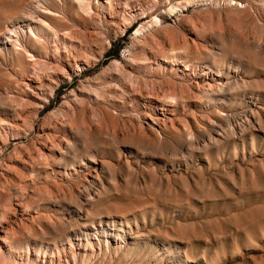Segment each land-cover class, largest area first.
Returning <instances> with one entry per match:
<instances>
[{
	"label": "rangeland",
	"instance_id": "rangeland-1",
	"mask_svg": "<svg viewBox=\"0 0 264 264\" xmlns=\"http://www.w3.org/2000/svg\"><path fill=\"white\" fill-rule=\"evenodd\" d=\"M221 1L112 0V12L114 15L117 13L113 25L104 24L97 18L93 20L95 24L92 23L93 18L87 19L89 15L77 11L73 4L66 16L58 18L61 30L57 37L81 43L83 37L76 35L80 29L86 37L92 35L95 39L93 43L83 42L94 50L88 53V57L97 56L99 50L102 55L95 64L85 66L73 75L72 81L64 82L49 98L40 117H46L58 108L62 96L69 91L82 90L84 115L69 130L72 139L79 144L81 136L76 132L77 126L89 125L95 119L93 111L97 106H103V102L109 103L110 109L119 117L114 126L102 124L110 133L137 131L135 118L139 109L134 104L138 100L156 103L159 107L154 108L152 113L159 117L165 114L172 121L166 127L153 123L166 147L156 155L147 153L148 158L146 153L135 151L128 143L120 142L119 149L126 150L130 157H117L118 148L98 146V161L103 156L102 159L111 165V171L103 170L101 183L93 184L96 196L90 201L82 197V208H77L68 199H62L69 197V193L83 191L81 188L75 191L69 189L67 179L56 190L47 186L35 193L30 188L25 191L24 199L30 211L37 209L50 215L51 220L55 218L65 224L76 215L85 221L86 210L93 216L102 217V223L119 210H124L122 214L131 219L139 218L138 227L130 224L133 227L132 238L126 232L121 234L117 231V226L112 229L110 225L107 236L104 237L101 232L97 235L100 246L93 230H84L89 242L94 245L95 253L86 249L85 254L83 237L81 249H77L82 259L76 264H183L187 256L194 259L187 264H264V0ZM234 2H238L239 9L246 13L230 16L227 8ZM9 6L6 4L1 8L6 10ZM103 13L108 14V9L96 15ZM123 21H128L129 25L121 29L119 24ZM94 28L96 32H93ZM53 36L49 37L50 45L55 43L53 38L57 39ZM176 65L179 70L170 72L171 66ZM5 67L19 72L18 67ZM185 67L188 70H184ZM121 69H126L124 78L130 88L125 96L126 104L116 101L115 97L123 90L120 79L116 80ZM14 79L13 74L4 78L0 85L3 97L21 98L19 93L23 90ZM138 82L177 86L173 92L178 100L176 105H165L160 90L152 95L145 94L149 89L136 87ZM93 90L102 91L105 97L97 99ZM136 93H142L140 98ZM22 142H25L24 139ZM14 145L15 142H12L8 150ZM78 149H83V145ZM175 158L179 162L181 160L180 164ZM97 165L101 167L99 163ZM52 166L54 169L66 167L67 172L72 174L69 165L55 163ZM45 185L44 180L39 179L37 187ZM114 203L118 206L115 209ZM111 204L114 205L111 207ZM127 229L124 226V230ZM70 232L77 246L79 242L74 239L73 231ZM117 233L123 241L117 239ZM69 264H74L71 259Z\"/></svg>",
	"mask_w": 264,
	"mask_h": 264
},
{
	"label": "bare ground",
	"instance_id": "bare-ground-1",
	"mask_svg": "<svg viewBox=\"0 0 264 264\" xmlns=\"http://www.w3.org/2000/svg\"><path fill=\"white\" fill-rule=\"evenodd\" d=\"M237 3L234 2L227 8V13L232 17L242 16L244 13H246L245 11L239 9ZM6 4H10V6L6 10H2L1 7ZM72 4L80 13H87L89 15L87 19L91 20V18H93L92 23H94V18H97L107 25H113L116 21L115 16L117 13L114 15V11L112 12V0H105V3L104 0H0V85L3 82L4 78L9 77L13 74L15 78L14 82L18 84L23 90L19 93L21 98H5L0 94V264H69L70 259L74 264H76L77 261L82 259L80 252H78L77 249H81L80 241L83 237L85 240V254H87L86 249H90L92 254L95 253L94 245L89 242L86 233L87 231L84 230H93L95 235L94 238L98 246H100V240L97 236L98 233L101 232L102 235L104 234V237L107 236L109 234L108 230L110 231V225L112 229L114 226H117V231L121 232V234L123 232H126L129 237L132 238L134 234L132 235L131 228L133 227H130V224L134 223L133 225L138 227L137 220L139 218L137 219L135 217H132L133 219H131L130 217L125 216L126 214L123 215L125 212L122 211L124 210L120 211L119 208H117L121 213H118L119 211L116 214H113L111 212L113 216L107 217L105 223H102V217L98 218L96 216H93L91 212H89V210H86L87 217H84L85 221H81V216L76 215L65 224L63 221L57 220L55 218L51 220L50 215H45L37 209H32L33 211H30L29 205L27 202H25L24 199L26 194L25 191L30 188L31 191L35 190L33 192L35 193L41 188L46 189L47 186H50L56 190L61 186L62 182L67 179L69 182V189L75 191L76 188H81L83 191L82 193L78 194H73L74 192L69 193V197H64L62 199H68V201L71 204L75 205L77 208H82V197H84L86 201H90L96 194L93 184H95V182L99 184L101 183L103 170H108L109 173L111 171V165L108 163V161L102 159L103 156L102 158L100 157L101 159L99 158L100 160L98 161V158L96 157V148L98 146L118 148V152H114L117 154V157L127 156V152L125 153L126 150L122 151V148V150L119 149L120 142H123V144L128 143L131 148H134L135 151L146 153V157L147 153H154L156 155V153L160 152L166 147V143L163 137H161L158 133L160 132L158 131L159 129L156 130L153 127V123H157L162 125L163 127H166L169 126L167 124L172 123V121L170 120L169 116L165 114H162V116L160 117L156 114H153L152 110L159 106L156 103H151V101L147 102L145 100H140V102L138 100L139 102L137 101L136 104H134L139 109V114L135 118L137 131L132 130L133 132L120 130L119 133H116L117 131L110 133L108 130H106V128H103L102 124L105 126H114L116 123H118L119 117L110 109L109 103L103 102L104 105L101 107H98L96 105L97 109H93L95 119H93V121H91L89 125L82 127L81 124H79L81 128L79 126H77L78 128H76V132L81 136L80 144L72 139V134H70L71 132L69 133V130L71 129V125L73 123L78 124L80 122L81 116L84 115H82L84 110V95L82 93V90H71L68 93L64 92L66 94L62 96V101L59 104V107H55L56 109L52 110L46 117H40L42 111H44L46 105H48L49 103V98L53 97L55 91L64 82L70 81L72 79V76L76 75V73L78 71H81L85 66L95 64L97 61H99V57L102 55V52L99 50L97 51V56L94 55L92 58L88 57V53L94 50H92L90 46L85 45V43L88 41L94 42L95 39L92 37V35H88L86 37L83 33H81L83 31H81L80 29L79 30L81 32L77 30L76 35L78 37H83L81 43L73 42L69 39L67 41V38L66 40H62L61 38H59L60 36L57 37L58 32L61 30V25L57 22V20L58 18L64 17L68 14V9L72 6ZM104 9H108L109 13H105L106 15L104 13L103 15L100 14L101 16L96 15L99 11L100 13L103 12ZM140 12L141 11H139V13ZM130 16L133 17V15ZM126 17V19H128V16ZM123 18H125V16ZM128 25V21H123L121 22V24H119V27L121 29H124ZM82 26L80 25V27ZM96 30L97 29H95V31L93 30V32H96ZM137 31L140 32L139 29ZM87 34L89 33L87 32ZM51 35H55L57 37V39L53 38L55 39V43L53 45H50L49 42V37ZM83 42L85 43L83 44ZM96 45L98 46L97 43ZM232 58H234V56ZM8 65L12 68L18 67L19 72L8 70L9 68L7 69L5 67H8ZM177 69V65L171 66L170 72L176 73ZM125 70H119L116 78V80L120 79L121 87L123 88V90H121L119 94H115V97H117L116 101L120 102L121 104L127 103L125 96L127 95V92L130 91V88L128 86L129 84H127V80H125L124 78ZM184 70H188V67H185ZM144 86L146 89H149L147 93L144 92L145 94L149 93L152 95L155 94L156 91L160 90L163 94L165 105H176L178 100L173 95V92L177 89V86H171L170 84L144 85L143 82H138L136 87L142 89ZM93 91V94L97 99H103L105 97L104 94H101L102 91ZM141 94L136 93L138 97L141 96ZM137 96H135V98ZM90 98L92 99V97ZM132 98L130 99L132 100ZM119 114L121 113L119 112ZM84 122H86V120ZM242 138L243 137H241V139ZM22 139H24L25 142H22ZM234 139L235 138H233V141ZM238 141L241 140L238 139ZM12 142H15V145L12 149L10 148L11 150H8ZM80 145H83V149L79 150L78 146ZM129 152H131V150H129ZM191 154L192 151L190 152V155ZM130 155L133 156L132 154ZM190 155L188 157H190ZM175 159L176 161H178L177 158ZM133 160L136 161L135 158ZM178 162L177 164H180L181 160L179 163ZM55 163L69 165L70 169L72 170V174L70 175V173L67 172L66 167L61 168V166H58L57 169H54L52 165ZM98 163L101 165L100 168L97 165ZM121 163L123 162L121 161ZM164 165L166 166V164ZM144 173H147V171ZM89 177H91V179H89ZM41 178L44 180V183L46 185L39 188L37 187V184L39 179L41 180ZM114 204H111V207L112 205H114L113 208L115 209L118 206L116 205L117 203ZM104 207L107 208L106 206ZM111 207H109V210L111 209ZM141 207L143 208L144 206L141 205ZM132 210L134 209H130V211ZM157 212L159 211L157 210ZM96 221H98L97 227L95 226ZM143 225L145 226V224ZM124 226L128 229L124 230ZM70 230L73 231V234L76 236L74 239L79 242L77 246L76 244H74V241L72 240L73 238H71ZM116 235L117 239H122L120 234L117 233ZM104 245L107 250L108 245L106 239ZM66 247H68V249H66ZM99 250H101L100 247ZM151 252L154 253L155 251ZM159 254L160 253H157V255ZM177 259L180 258L177 257ZM193 261L194 259L191 256H187L183 261V264H187Z\"/></svg>",
	"mask_w": 264,
	"mask_h": 264
},
{
	"label": "trees",
	"instance_id": "trees-1",
	"mask_svg": "<svg viewBox=\"0 0 264 264\" xmlns=\"http://www.w3.org/2000/svg\"><path fill=\"white\" fill-rule=\"evenodd\" d=\"M117 49H118V47H116L114 51L116 52Z\"/></svg>",
	"mask_w": 264,
	"mask_h": 264
}]
</instances>
